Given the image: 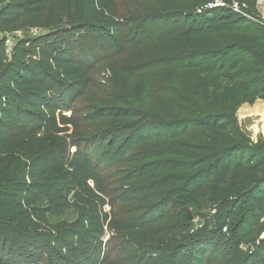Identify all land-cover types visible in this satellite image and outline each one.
Masks as SVG:
<instances>
[{
	"label": "rangeland",
	"instance_id": "obj_1",
	"mask_svg": "<svg viewBox=\"0 0 264 264\" xmlns=\"http://www.w3.org/2000/svg\"><path fill=\"white\" fill-rule=\"evenodd\" d=\"M38 1L27 2L29 8L25 5V10L19 11L16 26L0 29V262L157 264L161 255L151 253H162L172 242V236L167 235L170 229L175 228L176 237L218 229V205L211 201L210 193L200 196L199 209L191 212L178 190L168 194L180 184L167 187V168L159 173L150 171L149 179L139 180L136 173H144L154 161L136 165L122 161L132 154L140 157L160 149V142L167 145L166 116L153 114L152 126L142 137L119 142L127 141L122 153L118 144L94 136L103 129V120L95 119L96 114L112 111L114 100L142 91L144 82L136 66L147 61L156 66L167 57L166 49L156 46L148 59L142 58L139 46L108 45L101 33L121 21L130 23L133 32H140L146 21L160 30L185 21H168L156 4L160 0ZM24 2L8 0L0 5V11L9 3ZM145 31L151 33L149 26ZM30 59L33 74L25 78L21 70ZM155 72L167 75L163 68ZM52 116L69 120L70 139L43 134L41 125ZM241 127L249 132L248 122ZM81 135L90 138L76 153L71 140ZM54 164L61 166V179L52 177ZM72 170L94 177L87 183L89 191L71 190ZM150 191L157 196L144 198ZM52 194L71 207L46 212L53 209ZM167 196H172L168 206ZM1 202L13 203L12 208H3ZM110 208L130 227L139 229L149 221L143 227L146 235L143 231L105 232L101 213H109ZM228 230L222 229L213 241L218 246V262ZM261 241L264 231L252 242L242 241L240 250L251 254ZM139 245L143 251L135 252ZM211 249L202 257L203 264H210ZM184 261L180 259L178 264Z\"/></svg>",
	"mask_w": 264,
	"mask_h": 264
},
{
	"label": "trees",
	"instance_id": "obj_2",
	"mask_svg": "<svg viewBox=\"0 0 264 264\" xmlns=\"http://www.w3.org/2000/svg\"><path fill=\"white\" fill-rule=\"evenodd\" d=\"M7 1L0 0V5ZM212 1L156 2L168 21H185L174 28L160 30L151 21H146L140 32H133L130 23L121 21L101 33L108 45L139 46L142 58L148 59L156 46L165 48L167 57L156 66L149 61L136 66V72L142 75L140 80L144 82L142 91L128 93L125 98L122 96L113 101L112 111L96 114L95 119L103 120V129L94 136L118 144V152L122 153L128 140L140 138L144 130L150 129L153 114L166 116L167 145L160 142V149L149 150L140 157L132 154L122 161L129 165L154 161L144 173L140 170L136 173L139 180L149 179L150 171L151 174L159 173L160 169L167 168V187L180 184L168 194L178 190L191 212H197L198 198L207 193L218 205L217 216L221 222L218 229L179 237L174 235L175 228L170 229L167 235L172 236V242L167 243L162 253H151L161 255L157 264H178L180 259L185 260L182 264H203L202 257L211 247L207 262L216 264L218 246L213 245V241L228 227L230 232L228 237L223 235L226 241L218 264H264V241L259 242L251 254L240 250L242 241L252 242L264 231V140L259 138L254 143L237 119V111L242 105L264 101V20L256 12V0H235L246 16L235 14L231 9L197 14V9ZM224 1L231 3L232 0ZM27 2L31 0H25L21 5L9 3L1 9L0 29L16 26L20 20L19 11L25 10V5L29 8ZM38 2L42 4L43 0ZM147 26L151 29L150 34L145 31ZM33 63L31 59L25 62L26 67L21 70L23 77H32ZM160 68L166 69L167 75H163L166 72H155ZM129 79L134 81L131 76ZM41 126L43 134L49 137L70 139L71 123L65 117L52 116ZM89 138L81 135L71 140L76 153L88 144ZM125 138L124 144L119 143ZM165 158L163 163L159 162ZM61 176L60 164H54L52 177L61 179ZM69 178L72 191L84 192L89 191L87 183L94 177L81 170H72ZM155 196L156 192L150 191L144 198ZM51 197L53 209L49 207L46 212L58 213L59 208L71 207V203L61 196L52 194ZM171 197L167 196V206L171 204ZM12 204L1 202L3 208L11 209ZM148 222L141 223L138 229L118 219L111 208L109 213H101V224L107 233L143 231L142 235H146L143 227ZM143 249L139 245L134 250L142 252ZM181 254L185 255L181 257Z\"/></svg>",
	"mask_w": 264,
	"mask_h": 264
},
{
	"label": "crops",
	"instance_id": "obj_3",
	"mask_svg": "<svg viewBox=\"0 0 264 264\" xmlns=\"http://www.w3.org/2000/svg\"><path fill=\"white\" fill-rule=\"evenodd\" d=\"M255 9L257 14L264 20V0H256ZM263 108L264 101L259 100L254 104H244L237 111L239 126L241 127L242 123L247 124L248 122L249 127H247V130L253 142H256L259 138L264 140V119L262 112H258Z\"/></svg>",
	"mask_w": 264,
	"mask_h": 264
},
{
	"label": "built area",
	"instance_id": "obj_4",
	"mask_svg": "<svg viewBox=\"0 0 264 264\" xmlns=\"http://www.w3.org/2000/svg\"><path fill=\"white\" fill-rule=\"evenodd\" d=\"M214 9H231L235 14L241 15V16H246L245 13L242 11L241 7L239 4L235 1L232 0L231 3H227L224 0H214L201 8L197 9V14H202L205 11H211ZM226 231V229H224ZM259 242L257 243V245ZM253 251V250H252Z\"/></svg>",
	"mask_w": 264,
	"mask_h": 264
},
{
	"label": "bare ground",
	"instance_id": "obj_5",
	"mask_svg": "<svg viewBox=\"0 0 264 264\" xmlns=\"http://www.w3.org/2000/svg\"><path fill=\"white\" fill-rule=\"evenodd\" d=\"M259 113L260 112H262V117H263V119H264V108L263 109H261L260 111H258ZM261 117V116H260Z\"/></svg>",
	"mask_w": 264,
	"mask_h": 264
}]
</instances>
